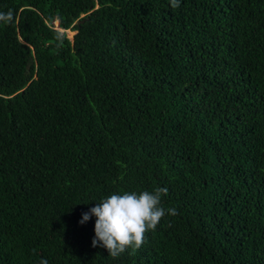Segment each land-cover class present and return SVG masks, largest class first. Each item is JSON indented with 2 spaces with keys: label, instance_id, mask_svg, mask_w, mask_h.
Returning <instances> with one entry per match:
<instances>
[{
  "label": "trees",
  "instance_id": "trees-1",
  "mask_svg": "<svg viewBox=\"0 0 264 264\" xmlns=\"http://www.w3.org/2000/svg\"><path fill=\"white\" fill-rule=\"evenodd\" d=\"M9 10L0 264H264V0H0ZM158 187L177 214L140 248L92 246L82 213Z\"/></svg>",
  "mask_w": 264,
  "mask_h": 264
},
{
  "label": "clouds",
  "instance_id": "clouds-1",
  "mask_svg": "<svg viewBox=\"0 0 264 264\" xmlns=\"http://www.w3.org/2000/svg\"><path fill=\"white\" fill-rule=\"evenodd\" d=\"M171 7L178 8L180 0H170ZM13 13L0 12V21L10 23ZM167 194V188H156L155 191H124L112 193L101 199L88 212L82 213L81 224L88 221L92 215L97 217L93 247H104L108 255L117 258L129 247L140 248L146 240L145 233L154 231L161 218L166 214L176 215L175 208L162 207V195ZM40 264H48L42 259Z\"/></svg>",
  "mask_w": 264,
  "mask_h": 264
},
{
  "label": "rangeland",
  "instance_id": "rangeland-1",
  "mask_svg": "<svg viewBox=\"0 0 264 264\" xmlns=\"http://www.w3.org/2000/svg\"><path fill=\"white\" fill-rule=\"evenodd\" d=\"M55 25H57V21L55 22ZM61 30V29H60ZM66 33H67V36L69 38H72L73 34L75 33L74 31H71V30H66Z\"/></svg>",
  "mask_w": 264,
  "mask_h": 264
},
{
  "label": "water",
  "instance_id": "water-1",
  "mask_svg": "<svg viewBox=\"0 0 264 264\" xmlns=\"http://www.w3.org/2000/svg\"><path fill=\"white\" fill-rule=\"evenodd\" d=\"M63 31V30H62Z\"/></svg>",
  "mask_w": 264,
  "mask_h": 264
}]
</instances>
